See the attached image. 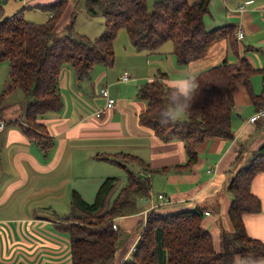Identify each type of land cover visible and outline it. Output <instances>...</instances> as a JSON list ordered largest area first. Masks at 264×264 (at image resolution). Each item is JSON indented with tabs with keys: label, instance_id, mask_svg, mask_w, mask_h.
I'll return each mask as SVG.
<instances>
[{
	"label": "trees",
	"instance_id": "16d2710c",
	"mask_svg": "<svg viewBox=\"0 0 264 264\" xmlns=\"http://www.w3.org/2000/svg\"><path fill=\"white\" fill-rule=\"evenodd\" d=\"M100 2L88 0L91 14L98 13L96 6ZM103 4L105 29L96 38L75 30V13L66 25L68 33L57 35L68 0L44 6L54 14L42 23L27 21L24 10L6 17L5 9L0 7V63L9 60L11 67L6 91L23 89L25 130L46 153L54 141L39 119L44 113L65 107L59 90L64 65L71 64L80 76L89 74L98 64L113 67L115 41L121 29L127 31L138 50L157 52L171 40L180 66L205 56L221 39L230 38L233 46L239 41L235 25L214 29L206 26L210 0H158L152 10L148 0H106ZM75 5H80V0ZM257 73L264 77V69H257L246 56L236 64L224 60L200 71L189 82L195 88L188 109L174 122L161 124L162 110L171 108L169 93L174 85L166 81V73L160 72L153 80L139 85L138 96L147 105L139 116V124L166 141H185L190 160L196 161L195 146L199 142L210 137L233 138L231 118L238 84L244 85L256 110L262 109L264 86L256 94L252 84ZM252 155L228 187L233 198L229 215L234 237L222 234L219 250L203 226L205 212L201 209L158 207L149 211L147 228L139 238L137 248L144 250L143 254L133 253L121 264H252L264 260V241L250 235L244 218L247 213L262 209L260 198L251 191V182L264 171V143ZM108 159L124 167L122 161L126 159L149 171V165L136 155L122 153ZM151 189L150 177L132 170H128L124 180L119 176L106 177L92 201L75 189L71 211L63 217L68 223L60 225L70 233L72 264H107L115 259L122 237L118 218L127 213L129 205L134 207L133 195L148 196ZM114 224L118 225L117 230Z\"/></svg>",
	"mask_w": 264,
	"mask_h": 264
},
{
	"label": "crops",
	"instance_id": "0c3cea01",
	"mask_svg": "<svg viewBox=\"0 0 264 264\" xmlns=\"http://www.w3.org/2000/svg\"><path fill=\"white\" fill-rule=\"evenodd\" d=\"M57 1L59 0H22V5L27 9L44 12L50 18L52 13L43 7ZM68 1V7L61 17L58 29L66 26L72 15L79 11V7L72 3L77 0ZM100 1L96 8L104 5L103 2L106 0ZM156 1L158 0H148L153 4ZM83 5L87 9L88 0H84ZM87 11L90 13L88 9ZM206 17L211 25L209 29L227 24L238 27L242 24L245 28L244 38L238 41L237 46H233L230 38L221 39L214 43L205 56L184 66L176 62L174 45L166 42L157 52H144L147 62L150 63H147L148 68L145 71L131 68L135 78L149 81L160 72H164L170 85L189 83L200 71L224 60L236 64L243 56L249 58L257 69H264V0H210L205 23ZM104 29L105 25L100 24L97 34H102ZM136 51L141 53L138 49ZM104 67L122 74L128 65ZM99 68L97 65L96 70ZM3 72L1 73L0 68L2 99L0 114H3L0 116L7 121L6 127L0 130V264H72L70 235L58 226L62 224L63 217L71 211L74 190H78L83 197L84 190L89 191L88 196L93 192L90 199L92 201L105 179L103 175L100 177L90 175L88 163L86 171L84 169L81 174L76 175L75 159L76 154L80 159L81 153L77 151L80 148L84 149L83 156L87 162L91 155L96 158L102 157L101 151L92 152L91 148L94 150L105 148L111 156L122 153L136 155L149 165V171L146 173L151 175L150 194L138 195L129 213L118 218L122 230L129 231L134 242L140 238L142 228L145 226L146 212L157 204L159 193L167 194L172 199L165 207L199 208L203 212L209 211L210 214L207 216H213L218 223L234 232L229 215L233 198L228 187L238 171V166L250 158L240 160L242 150L248 146V151L254 154L264 143V129L260 124L264 122L261 120L263 117L256 122L250 120L252 113L257 110L243 84H238L243 86V90L237 85L234 92L236 104L231 118L233 138H206L196 144L197 159L192 161L185 141L178 139L166 141L139 124V116L147 105L139 98L138 89L145 81H136L135 96L133 98L130 96V99H127L128 96L121 97L120 106L116 105L115 108L106 110L107 98L102 95L105 99L102 100L103 105L100 109L82 114L74 110L71 114L72 118L74 116L75 118L68 124H60L66 119L61 116L65 112V107L61 111H50L40 115L39 122L47 126L54 141L50 151L46 153L26 132L24 98L19 96L20 94L11 98L13 90L6 91L10 73L5 76ZM107 73L105 70L101 71L103 76ZM256 75L261 76V90L256 91L253 81L252 84L255 93L260 94L264 86V77L261 73ZM121 81L126 85L127 81ZM109 90L111 95L116 97L112 90ZM243 103H247L252 110L248 107L242 109L243 112L236 110ZM99 110H103L104 113L101 118L96 116ZM258 123L259 131L255 128ZM91 124L98 127L94 130L99 131L94 142L91 141V135L85 133V130H92ZM127 161L126 159L122 161L125 167L121 165L126 174L131 170L130 166L136 167L138 170L134 172L138 174L140 170L143 172L138 163ZM92 176L100 181L98 185H94L91 192ZM119 177L124 180L126 175ZM76 178L81 181H76ZM251 191L260 198L262 209L258 213L245 215L246 226L250 235L264 241V171L259 172L252 180ZM203 226L206 227L205 218ZM129 242L131 246L132 241ZM214 244L219 250L216 239ZM130 250L126 247L124 252H120L115 264H121L129 258ZM236 262L239 263V259ZM252 264H264V260Z\"/></svg>",
	"mask_w": 264,
	"mask_h": 264
},
{
	"label": "rangeland",
	"instance_id": "374dc122",
	"mask_svg": "<svg viewBox=\"0 0 264 264\" xmlns=\"http://www.w3.org/2000/svg\"><path fill=\"white\" fill-rule=\"evenodd\" d=\"M83 1L84 0L80 1L81 5H78L79 11L75 12L76 18H75L74 28L79 34L89 35L91 38H94L96 35H99L97 33L99 30L100 24H102V23L105 24V17L103 14L104 9H105V5H100L97 8L99 13L90 14V13H88L86 7L83 5ZM22 3H23L22 0H0V7H2V9H5V16L6 17H10L11 15L13 16L18 11H20L22 9V10H24V17L27 21H32L34 23H42V22H45L49 19L48 18L49 15L47 17V14H45L44 12L37 11L35 9H27V8H25L24 5H22ZM72 3L75 4L76 1H74ZM152 5H154L153 2H150L149 3L150 10H152V8H153ZM53 14H51V17L53 16ZM208 20H209L208 17H206L207 27L210 28L211 25H210V22H208ZM66 33H68V28H66V26H64L63 28L58 29L57 35H59V34L63 35ZM167 43L172 44V46H173V43L171 40L168 41ZM135 48L136 47H134L132 41L130 40L127 31L125 29H121L119 31L118 36H117L116 41H115V50H116V63H115V65L121 64V67H123L125 64L128 65V68L126 70L128 71V73L130 72L132 74V79L127 81L126 85L124 83H122L121 78H120V76L122 74L127 72L126 70L122 74H119L116 72L114 73L113 70L107 69L102 64H98L100 66V68L98 70H96V68H97V65H96L95 68L89 74L80 76L75 71V69L73 68V66L71 64H65L64 65V67L62 69V73H61L60 78H59V90L63 94L64 99H65V104H66L65 112H63L61 114V116L66 117V119L61 121L60 124L63 125V124L71 123L72 120L75 118V116L72 118V114H71L74 112V110H76L77 113L79 112L82 114V113H87L88 111L91 112L92 110L100 109V107L103 105L102 100L105 99V98L103 99L102 94H101V90L103 87H109V89L112 90L113 94L116 95L115 98L117 99V103H116L117 106L121 105L120 104L121 99H122L121 97L128 96L127 99H130V96H131V98H133L135 96L134 93H135V88L137 85L136 81L144 82V81H146V79L137 80L135 78V75L133 74L131 68L134 67L138 70L145 71L148 68L147 63H150V62H147V56L144 55V52L147 53L149 51L138 50L141 53H136L137 49H135ZM9 64H10V61L6 60V61H3V63H1V65H0L1 73L3 72V69H4L3 73H5V76H7L10 73L11 67ZM121 69H123V68H121ZM102 70H105L108 73L103 76L101 74ZM8 76H10V75H8ZM8 79H9V77H8ZM252 81H253V84L255 86V90L260 91L262 88L261 76L260 75L254 76ZM104 85H106V86H104ZM238 86L241 90H243L242 85H238ZM18 95L21 96L22 98H25L24 91L21 87H18V88L13 90V95H11L12 96L11 98H13V96L15 97ZM239 107L240 108L236 109V110H241V112H243L242 109H247L248 104L243 103V104H240ZM21 108H22V103H21ZM234 109H235V107H234ZM248 109L252 110V107L249 106ZM262 109H264V105L262 106ZM106 110H108V109H106ZM68 111H69V113H68ZM254 113L255 112H253L252 114H254ZM0 115H3V114H0ZM235 116H237V114H235ZM241 117L243 118L242 115H241ZM99 118H101V117H99ZM94 119H96V118H94ZM99 120L103 121V122L105 121V119H99ZM261 120H264V117ZM260 124H261V128L264 129V122H260ZM260 124L258 123V126L256 125L257 127H255L257 131H259V128H260L259 125ZM90 127L92 130L91 131L85 130V133L86 134L89 133L91 135V141L94 142L95 137L98 138V134H99V131L94 130V129H98V127L95 125H92V124ZM247 147L248 146H246L245 149L242 150V154L239 156L240 160L242 158L248 159L249 157H251L249 155H252V154H251V152L248 151ZM83 150L84 149H82V148L77 150V151H80L81 154H80V159L77 157L79 155L76 154V159H75V173H76V175L81 174L84 169L86 171V168L88 166H89L90 175H97L99 177H100V175H103V177H105V178L111 177V176H123L124 177L126 175V172L124 171L121 164L113 162V161L108 159L111 156V154H110V152H108V150H105V148H99V150L98 149L94 150V148H91L92 152L101 151L102 157L96 158L93 155H91V159L88 162H87V159L84 158V156H83ZM256 156H257V154H255L253 156V158ZM248 161L249 160L245 161L242 165L238 166V170H240L244 165H246L248 163ZM87 163H88V166L86 167ZM129 169H131L132 171L138 170L136 167H132V166H130ZM236 173H235V175H236ZM139 174L144 175V176H149V177L151 176L150 174L146 173L145 171L142 172L141 170L139 171ZM235 175H234V177H235ZM76 181H81V180L76 178ZM90 181L92 182V187H91V192H92L94 190V188H93L94 185H96V184L98 185V182L100 180H98L97 178L92 176ZM88 194H89V191L84 190L85 199L87 201H90V199L92 198L93 192L91 193L90 196H88ZM144 196H146V195H144ZM137 197H138V195H133L134 199H136ZM158 202L159 201L157 199V204H155V206L152 207L153 209L158 208V207L165 208V206L169 205V204L159 205ZM131 208H132L131 205H129V208H127L128 213H129V210ZM148 213H149V211L146 212L147 216H146V219L144 220L145 224H146V222L148 224V221H147L148 220L147 217H149ZM203 217L205 218L206 228L211 233V235L214 237V239H216L219 247H221V240H220L221 234H226L232 238L234 237L233 232L232 231L230 232L228 230L227 226H224V225H221L220 223H218V221L215 220V218L213 216L209 217V216L204 214ZM61 221H62V224L68 223V221H65L64 219H62ZM145 226H147V225H145ZM145 226H144V228H142L141 234L147 228ZM58 227L61 230H64V228H62L61 226H58ZM121 231H122V237L120 239V246L118 248L116 258L109 261V263H107V264H115L118 261L117 258L119 256L120 252H124L126 250V247L131 249L130 250L131 254H133V253L136 254L138 252V255L141 256V253L143 254V252H144V250H142V249L139 250V248H137L138 247L137 245L139 244V238L136 240V242H134V240L131 239L132 234L129 231H126L125 229L122 230V227H121ZM137 231L138 230H136V232ZM68 234L70 235L69 232H68ZM141 234H140V236H141ZM129 240L132 241L131 246H130Z\"/></svg>",
	"mask_w": 264,
	"mask_h": 264
},
{
	"label": "clouds",
	"instance_id": "9594fccd",
	"mask_svg": "<svg viewBox=\"0 0 264 264\" xmlns=\"http://www.w3.org/2000/svg\"><path fill=\"white\" fill-rule=\"evenodd\" d=\"M195 85L185 82L174 85L169 93L171 108H165L160 114L161 124H168L177 120L180 114L187 110L193 99Z\"/></svg>",
	"mask_w": 264,
	"mask_h": 264
},
{
	"label": "built area",
	"instance_id": "2783aa9c",
	"mask_svg": "<svg viewBox=\"0 0 264 264\" xmlns=\"http://www.w3.org/2000/svg\"><path fill=\"white\" fill-rule=\"evenodd\" d=\"M242 7H244V6H242ZM236 35H237V38H238L239 41L244 38V36H245V28H244V26L242 24H240L238 26V30H237ZM120 78L123 81H128V80L131 79V75L128 72H125L124 74H122L120 76ZM101 94L107 98L106 108L107 109L115 108L117 100H116L115 97L111 96V93H110V90L108 89V87H103L102 90H101ZM103 114H104L103 110H99V111L96 112V116H98V117H102ZM262 117H264V109H260L259 111L255 112L251 116L250 120L252 122H255V121H258ZM6 125H7V121L2 116H0V130L4 129L6 127ZM157 199L159 201L158 202L159 205H167V204H170L172 202L171 197H168L164 193L157 194ZM205 214L209 215L210 212L209 211H205ZM114 228L117 230L118 229V225L114 224Z\"/></svg>",
	"mask_w": 264,
	"mask_h": 264
}]
</instances>
